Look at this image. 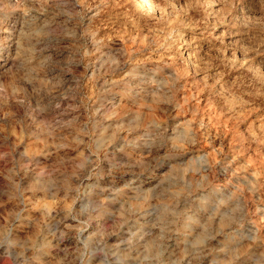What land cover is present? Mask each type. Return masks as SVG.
Instances as JSON below:
<instances>
[{
    "label": "rangeland",
    "instance_id": "rangeland-1",
    "mask_svg": "<svg viewBox=\"0 0 264 264\" xmlns=\"http://www.w3.org/2000/svg\"><path fill=\"white\" fill-rule=\"evenodd\" d=\"M0 0V264H264V0Z\"/></svg>",
    "mask_w": 264,
    "mask_h": 264
},
{
    "label": "bare ground",
    "instance_id": "bare-ground-1",
    "mask_svg": "<svg viewBox=\"0 0 264 264\" xmlns=\"http://www.w3.org/2000/svg\"><path fill=\"white\" fill-rule=\"evenodd\" d=\"M139 3L145 4L147 5V7H152L153 4H151V2H149V0H137ZM154 7V6H153ZM150 8V9H154V8Z\"/></svg>",
    "mask_w": 264,
    "mask_h": 264
}]
</instances>
